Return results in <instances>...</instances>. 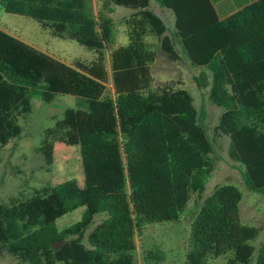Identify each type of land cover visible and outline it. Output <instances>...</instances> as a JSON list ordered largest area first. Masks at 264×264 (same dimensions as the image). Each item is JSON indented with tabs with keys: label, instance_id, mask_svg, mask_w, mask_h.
Returning a JSON list of instances; mask_svg holds the SVG:
<instances>
[{
	"label": "trees",
	"instance_id": "trees-1",
	"mask_svg": "<svg viewBox=\"0 0 264 264\" xmlns=\"http://www.w3.org/2000/svg\"><path fill=\"white\" fill-rule=\"evenodd\" d=\"M158 2L173 15V37L150 0H102L97 15L87 0H0L6 13L97 54L67 64L0 28V150L20 135L18 118L31 111L32 96L76 100L43 130L36 148L49 183L0 203L1 254L21 264H134L139 228L177 220L191 193H202L213 169L203 111L179 79L152 87L156 51L148 36L170 61L180 59L178 42L192 65L209 71V80L206 73L195 77L197 86H209L208 99L222 108L217 129L229 138L246 187L264 196V0H245L225 15L212 0ZM112 6L131 13L123 18L127 41L111 52L108 74L103 50L112 42ZM72 160L78 175L64 177L58 165ZM241 200L236 185L223 183L199 203L185 264L222 255L227 264H249L255 252V264H264V243L257 250L250 244L259 228L239 219ZM78 207L80 219L59 229L56 221ZM98 214L103 219L88 230Z\"/></svg>",
	"mask_w": 264,
	"mask_h": 264
},
{
	"label": "rangeland",
	"instance_id": "rangeland-1",
	"mask_svg": "<svg viewBox=\"0 0 264 264\" xmlns=\"http://www.w3.org/2000/svg\"><path fill=\"white\" fill-rule=\"evenodd\" d=\"M87 4L92 13L97 15L102 7V0H87ZM111 8L112 12L109 16L113 20L112 42L106 50H103L108 74H110L111 52L127 41L123 18L131 12L129 8L122 6H112ZM150 9L165 21L166 34L173 37L174 19L171 11L160 6L158 0H150ZM0 28L67 64L78 59L90 61L97 56L93 50L87 49L72 38L55 37L49 29L42 28L33 19L6 13L1 6ZM146 41L156 51V58L150 69L153 76L152 87L173 85L179 79L193 97L197 110L203 111V123L213 148L210 154L213 169L205 177L202 193H191L188 204L177 220L145 223L139 228L134 236V264H185V256L192 244V222L198 205L212 192L215 186L223 183L234 184L242 192V200L238 209L239 219L243 224L259 228L258 234L250 241V244L257 250L264 243V196L261 193L252 192L246 187L243 167L229 156V138L217 129L222 108L214 105L208 99L209 86H197L195 77L200 73H206L209 80V71L206 67L192 65L178 42H175V48L180 59L172 62L160 49L159 40L148 36ZM108 87L111 89L110 82ZM30 104L31 111L18 118V123L22 128L20 135L12 138L0 150V203L3 204L8 203L12 197H28L35 189L49 183L51 172L48 171L42 155L36 148L40 144L43 130L51 127L55 120L60 119L65 109L75 108L76 100L70 95L57 94L50 103H45L34 95ZM68 156L71 159L75 158L73 151H69ZM68 165H64L63 162L58 165L60 169L62 168L64 177L77 176L76 161L74 160L69 165L68 168L71 171L66 173L65 166ZM83 209L84 207H78L63 215L56 221L57 227L62 229L77 222ZM103 217V214L96 215L88 230L99 223ZM255 261L256 252L249 264H255ZM0 264L21 263L12 256L0 253ZM204 264H227V255L217 258L209 257Z\"/></svg>",
	"mask_w": 264,
	"mask_h": 264
},
{
	"label": "crops",
	"instance_id": "crops-1",
	"mask_svg": "<svg viewBox=\"0 0 264 264\" xmlns=\"http://www.w3.org/2000/svg\"><path fill=\"white\" fill-rule=\"evenodd\" d=\"M243 1H245V0H212V2L215 5L217 11L221 15H225V14L230 13L231 11L234 10V8L236 6H239V4H241V2H243ZM166 16H168V15H166ZM168 18H169V16H168Z\"/></svg>",
	"mask_w": 264,
	"mask_h": 264
},
{
	"label": "water",
	"instance_id": "water-1",
	"mask_svg": "<svg viewBox=\"0 0 264 264\" xmlns=\"http://www.w3.org/2000/svg\"><path fill=\"white\" fill-rule=\"evenodd\" d=\"M61 244V242H57L53 245L54 248H57L59 245Z\"/></svg>",
	"mask_w": 264,
	"mask_h": 264
}]
</instances>
